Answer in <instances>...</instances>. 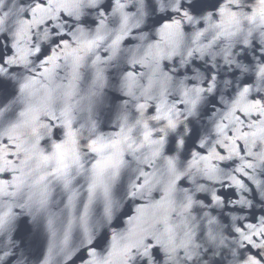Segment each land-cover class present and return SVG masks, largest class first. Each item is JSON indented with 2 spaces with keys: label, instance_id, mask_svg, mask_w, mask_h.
Wrapping results in <instances>:
<instances>
[{
  "label": "water",
  "instance_id": "95a60500",
  "mask_svg": "<svg viewBox=\"0 0 264 264\" xmlns=\"http://www.w3.org/2000/svg\"><path fill=\"white\" fill-rule=\"evenodd\" d=\"M38 7L0 0V264H264V0Z\"/></svg>",
  "mask_w": 264,
  "mask_h": 264
},
{
  "label": "snow or ice",
  "instance_id": "6c2138e0",
  "mask_svg": "<svg viewBox=\"0 0 264 264\" xmlns=\"http://www.w3.org/2000/svg\"><path fill=\"white\" fill-rule=\"evenodd\" d=\"M64 0H38V4H39V7L38 9H36L37 11H42V12H45L46 14L48 12H51L54 10V5H57V4H61L63 3ZM74 3L76 4H79V3H82L83 0H73ZM99 2V0H88V3L90 6H96L97 3ZM230 2H234V0H230ZM45 5H47V9L45 8ZM43 21V17H41V21L39 22H42ZM54 32L58 33L59 32V29H55ZM42 38L44 40H47L49 39V34L44 32L43 35H42ZM76 39L77 37H73V42L75 43L76 42ZM57 44V47L60 46V42H56ZM19 57H17L18 59ZM15 61L13 60H4L2 56H0V76H2L4 73L7 72V65L9 63H14ZM171 126V125H169ZM90 147V146H89ZM91 151H97L96 149H90ZM132 195H135V193H132ZM111 213V208H107L106 211H105V215L104 217H102L101 219V223H106L109 215Z\"/></svg>",
  "mask_w": 264,
  "mask_h": 264
}]
</instances>
